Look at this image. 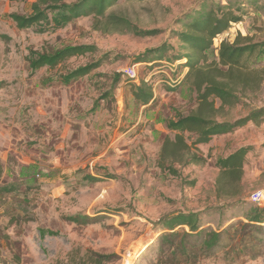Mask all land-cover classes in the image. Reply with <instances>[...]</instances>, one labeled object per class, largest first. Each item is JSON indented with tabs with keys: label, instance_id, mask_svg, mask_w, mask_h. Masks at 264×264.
Returning a JSON list of instances; mask_svg holds the SVG:
<instances>
[{
	"label": "rangeland",
	"instance_id": "obj_1",
	"mask_svg": "<svg viewBox=\"0 0 264 264\" xmlns=\"http://www.w3.org/2000/svg\"><path fill=\"white\" fill-rule=\"evenodd\" d=\"M33 1L0 0V264H65L86 250L110 254L108 264H155V251L147 247L161 233V218L233 201L216 191L215 161L240 147L250 148L243 164L244 194L251 198L264 190V118L192 148L206 161L176 164L178 175H172L157 165L163 139L174 136L166 123L176 112L189 113L196 94L186 84L170 91L164 70L152 75L153 99L142 105L132 89L149 67L137 62L136 80L124 74L137 57L151 56L148 52L164 42L171 45L167 60L176 54L178 40L171 31L202 0H117L105 17H80L44 31L43 25L17 28L11 14H28ZM248 10L214 41L209 61L217 59L222 39L233 41L239 34L264 40V0ZM112 14L159 33L138 36L115 29L107 24ZM78 44H92L96 51L53 68L30 66L40 53ZM100 57L101 65L90 74L63 80L68 71ZM183 62L180 77L187 71ZM249 62L264 70V51ZM118 72L121 82L102 99ZM261 106L264 83L217 119L234 120ZM75 215L92 220H69ZM42 228L57 235L40 237ZM189 262L264 264V241L251 239L240 252L226 245Z\"/></svg>",
	"mask_w": 264,
	"mask_h": 264
},
{
	"label": "trees",
	"instance_id": "obj_2",
	"mask_svg": "<svg viewBox=\"0 0 264 264\" xmlns=\"http://www.w3.org/2000/svg\"><path fill=\"white\" fill-rule=\"evenodd\" d=\"M23 1V0H13ZM140 1V0H139ZM117 0H34L28 14L12 13L11 19L19 29L34 25L59 28L66 23L86 16L105 17L109 8ZM247 3V6H246ZM257 0H202L200 4L185 12L177 23L179 28L171 33L178 40V52L169 58L184 60L187 67L181 81L169 90H176L186 84L194 90L195 106L187 114L176 112L166 123V129L174 132L173 138L166 136L161 144L157 165L172 175H178L176 164H203L206 159L192 148L209 143L213 137L231 133L246 125L259 124L264 118V106L249 110L244 116L234 120H218L220 113H226L242 103L248 93L256 92L264 83V70L250 65V60L264 51V40L253 42L239 34L229 41L222 39L217 48V59L209 61L207 51L214 41L230 30L233 24L242 21L248 13V6ZM107 24L121 27L138 36H154L156 29H139L124 16L109 15ZM171 45L164 42L151 49V56L137 57L133 63L167 60ZM92 44L69 45L49 53H40L31 58L33 69L53 68L72 57L94 53ZM150 57V59H148ZM103 61L100 57L68 71L62 78L65 82L84 77L97 69ZM121 73H115L102 99L112 96L113 90L121 82ZM131 81V80H130ZM153 81L140 79L133 87L132 95L142 105L153 99ZM186 135L191 142H187ZM249 147H240L226 157L215 161L218 176L215 181L217 193L233 198L227 205L215 206L204 211H179L159 220L161 233L150 243L148 250L155 251V264H188L198 256L213 253L218 248L229 245L237 252L252 239L264 241V205H259L244 194L242 187L243 164ZM3 167L0 163V177ZM232 210L234 213L225 218ZM225 218V219H224ZM69 220L87 223L91 217L75 215ZM40 237L57 235L48 229H39ZM111 255L86 250L78 259L72 258L65 264H108Z\"/></svg>",
	"mask_w": 264,
	"mask_h": 264
},
{
	"label": "built area",
	"instance_id": "obj_3",
	"mask_svg": "<svg viewBox=\"0 0 264 264\" xmlns=\"http://www.w3.org/2000/svg\"><path fill=\"white\" fill-rule=\"evenodd\" d=\"M141 63H132L130 64L124 71V74L127 76L129 80H136L138 79L137 75V67ZM144 65H147L148 71L147 76L141 78L145 81L153 80L152 75L159 72H164V70H168V73L165 72V81L168 83L169 86H174L175 84L179 83L183 76L180 77L178 74V67L180 65V60H157L152 62H143ZM252 201L257 202L259 205H264V190L257 191L252 194L251 198Z\"/></svg>",
	"mask_w": 264,
	"mask_h": 264
}]
</instances>
